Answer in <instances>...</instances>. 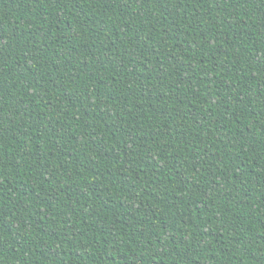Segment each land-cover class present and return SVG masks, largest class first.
Segmentation results:
<instances>
[{"label": "trees", "instance_id": "1", "mask_svg": "<svg viewBox=\"0 0 264 264\" xmlns=\"http://www.w3.org/2000/svg\"><path fill=\"white\" fill-rule=\"evenodd\" d=\"M0 264H264V0H0Z\"/></svg>", "mask_w": 264, "mask_h": 264}]
</instances>
